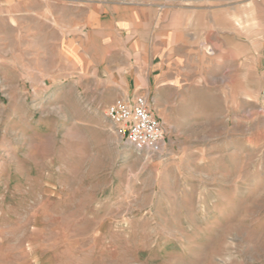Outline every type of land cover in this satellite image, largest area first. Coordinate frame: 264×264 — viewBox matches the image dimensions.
Listing matches in <instances>:
<instances>
[{
	"label": "rangeland",
	"instance_id": "obj_1",
	"mask_svg": "<svg viewBox=\"0 0 264 264\" xmlns=\"http://www.w3.org/2000/svg\"><path fill=\"white\" fill-rule=\"evenodd\" d=\"M131 1L0 0V264H264L262 76L153 90L135 150L107 117Z\"/></svg>",
	"mask_w": 264,
	"mask_h": 264
},
{
	"label": "crops",
	"instance_id": "obj_2",
	"mask_svg": "<svg viewBox=\"0 0 264 264\" xmlns=\"http://www.w3.org/2000/svg\"><path fill=\"white\" fill-rule=\"evenodd\" d=\"M142 1L117 11L112 27L122 39L110 54L120 98L148 100L181 82L227 91L238 84L241 92L257 75L264 80V0Z\"/></svg>",
	"mask_w": 264,
	"mask_h": 264
},
{
	"label": "built area",
	"instance_id": "obj_3",
	"mask_svg": "<svg viewBox=\"0 0 264 264\" xmlns=\"http://www.w3.org/2000/svg\"><path fill=\"white\" fill-rule=\"evenodd\" d=\"M107 117L113 124L116 135L137 151L156 153L167 137L165 123L144 97H138L134 101L123 98L116 100L108 108Z\"/></svg>",
	"mask_w": 264,
	"mask_h": 264
}]
</instances>
